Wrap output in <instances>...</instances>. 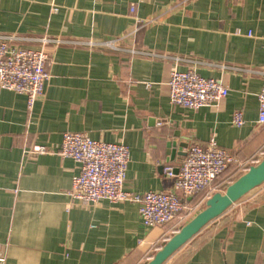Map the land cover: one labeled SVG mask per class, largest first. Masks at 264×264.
Listing matches in <instances>:
<instances>
[{
	"label": "crops",
	"instance_id": "1",
	"mask_svg": "<svg viewBox=\"0 0 264 264\" xmlns=\"http://www.w3.org/2000/svg\"><path fill=\"white\" fill-rule=\"evenodd\" d=\"M0 35L46 50L51 74L32 109L0 90L5 264H146L183 224L147 226L135 202L75 203L79 166L59 154L65 132L127 145L125 190L136 193L172 190L164 168L178 170L194 143L214 140L249 164L264 157V0H0ZM173 69L219 79L229 93L214 106L175 105ZM240 174L231 166L211 194ZM209 192L185 200L200 211ZM164 264H264V184Z\"/></svg>",
	"mask_w": 264,
	"mask_h": 264
},
{
	"label": "built area",
	"instance_id": "2",
	"mask_svg": "<svg viewBox=\"0 0 264 264\" xmlns=\"http://www.w3.org/2000/svg\"><path fill=\"white\" fill-rule=\"evenodd\" d=\"M48 59L49 55L43 48L27 49L17 44L12 36L0 35V90L25 95L28 108L32 109L36 100L44 95L51 78ZM228 93L229 88L221 80L203 77L194 70L173 69L170 73L169 98L175 105L191 109L214 106ZM258 101L259 123L264 124V87L258 94ZM232 123L237 127L245 123L241 110L233 113ZM47 152L43 146L33 148L35 154ZM59 154L72 158L79 166L71 191L75 203L94 205L103 200L135 202L147 226L169 224L175 220L187 222L199 206L188 203L186 198L208 191L210 195L216 189L217 180L231 166L244 173L250 165L218 146L214 140L206 146L194 143L188 148L178 170L172 166L164 168L166 175L175 178L172 190L136 193L125 190L130 149L124 143L94 140L84 133L68 131L63 134ZM5 260L0 256V264H5Z\"/></svg>",
	"mask_w": 264,
	"mask_h": 264
},
{
	"label": "water",
	"instance_id": "3",
	"mask_svg": "<svg viewBox=\"0 0 264 264\" xmlns=\"http://www.w3.org/2000/svg\"><path fill=\"white\" fill-rule=\"evenodd\" d=\"M264 184V157L205 201L204 207L183 223L155 252L146 264H164L175 252L197 235L205 226L224 214L255 188Z\"/></svg>",
	"mask_w": 264,
	"mask_h": 264
},
{
	"label": "rangeland",
	"instance_id": "4",
	"mask_svg": "<svg viewBox=\"0 0 264 264\" xmlns=\"http://www.w3.org/2000/svg\"><path fill=\"white\" fill-rule=\"evenodd\" d=\"M199 208H200V206H199ZM197 212H198V210H197ZM197 212H196V213H197ZM196 213H195V214H196Z\"/></svg>",
	"mask_w": 264,
	"mask_h": 264
}]
</instances>
